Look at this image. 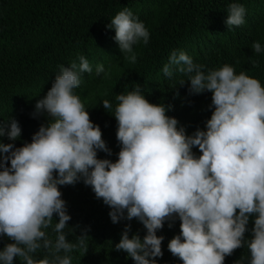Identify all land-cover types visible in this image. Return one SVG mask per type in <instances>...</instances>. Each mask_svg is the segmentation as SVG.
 <instances>
[{
  "label": "clouds",
  "instance_id": "9594fccd",
  "mask_svg": "<svg viewBox=\"0 0 264 264\" xmlns=\"http://www.w3.org/2000/svg\"><path fill=\"white\" fill-rule=\"evenodd\" d=\"M246 3L226 5L211 20L214 35L208 46L229 48L218 55L238 54L252 44L248 39L264 34V13L250 10ZM107 28L106 36L84 32L75 38L72 46L83 48L75 55L79 64L35 68L44 64L26 62L11 77L25 95L26 87L45 88L33 102V116L46 115L47 123L31 142L16 147L22 135L19 122L13 117L0 121V238L10 241L0 248V264H16L17 259L20 264H71L70 253H87L89 229L75 235V242L67 238L65 229L75 234L76 227L68 223L72 217L60 190L81 181L111 209L113 224L135 219L146 229L143 237L130 236L132 226L126 223L114 246L134 264H158L165 237L157 233L166 222L171 228L177 220L179 234L167 247L182 264H225V258L241 247L250 254L248 264H264V86L228 64L205 71L184 46L179 52L167 49L159 76L181 78L179 86L189 83L190 94H212L205 128L189 135L167 114L172 105L151 103L137 86L115 97L114 110L109 100L102 101L117 121L120 151L115 162L98 158L99 152L111 156L112 150L77 95L81 76L103 74L107 79L112 69L119 76L118 66L136 63L137 52L154 31L124 5ZM190 28L187 23L185 42ZM251 49L254 54L264 51L259 41ZM251 63L259 66L255 59ZM26 101L27 95L23 100L6 97L5 103L13 109ZM4 137L12 143H4ZM250 217L254 227L251 239H246ZM49 227L55 239L47 234ZM40 251L46 253L43 259L36 258Z\"/></svg>",
  "mask_w": 264,
  "mask_h": 264
},
{
  "label": "trees",
  "instance_id": "16d2710c",
  "mask_svg": "<svg viewBox=\"0 0 264 264\" xmlns=\"http://www.w3.org/2000/svg\"><path fill=\"white\" fill-rule=\"evenodd\" d=\"M244 1L250 10L258 8L264 13V0H0V97L3 95L0 100V121L8 122L13 117L19 122L22 135L14 142L16 147L31 142L39 127L47 123L46 115L33 116V102L45 88L26 87L25 106L12 109L10 102L5 103L6 97L13 100H23L26 97L22 86L11 83L13 73L26 62L44 64L35 68L70 66L72 61L79 64V55H75L81 53L83 48L72 46L75 38L84 32H102V36H106L107 25L119 7L124 5V9L128 8L134 16L142 17L154 31L150 42L141 52H137L136 63L124 62L118 66L119 76L113 69L107 79L103 74L96 77L87 76L88 74L81 76L82 82L77 95L82 97L86 108L91 110V120L100 126L103 139L112 150L111 156L101 151L98 158L115 162L120 151L116 139L117 121L103 108L102 101L109 100L114 110L118 103L115 97L126 94L137 86L151 103L172 105L173 109L167 114L176 117L180 126H184L191 135L197 128H205L206 121L210 119L212 94H190L189 83L179 86L181 78L173 81L166 79L164 75L159 76V65L167 49V53L173 48L179 52L183 51L184 46L205 66V71L228 64L234 67L237 74L243 71L250 77L259 79L264 86V51L254 54L251 49V45L257 41L264 49V34L248 39L252 44L248 43L245 50L238 54L229 51L218 55L217 53H223L229 48L222 50L221 45L216 44L208 46V41L214 35L211 20L217 18L220 9L226 5ZM187 23H191L193 28H190V35L185 42ZM56 52H60L59 57H51ZM237 59L239 64L236 63ZM252 59L258 61V67L253 68ZM36 81L40 82L38 77ZM177 91L178 96L175 95ZM3 142L12 143L6 137ZM193 152L200 155L198 148H193ZM60 190L72 217L68 223L76 227L75 234L70 228L65 229L69 234L68 240L75 242V235H80L83 229H89L87 253L82 249L70 253L71 264H134L127 253L115 251L114 246L119 243L126 223H131L132 226L130 236L139 233L143 237L146 234L143 225L135 219L113 224L109 217L111 209L102 200H98L91 188L82 181L74 186H61ZM56 222L54 219L53 225ZM247 227L245 238L251 239L254 217H250ZM179 231V220L171 228L166 222L164 228L158 231V235L165 237L162 244L164 255L157 258L158 264H182V261L172 256L167 247L168 242ZM46 232L55 239L52 227ZM9 242L7 238H0V248ZM45 255V252L40 251L36 258L43 259ZM249 255L247 248L241 247L225 258V264H237V261L238 264H248ZM16 264H20L19 259Z\"/></svg>",
  "mask_w": 264,
  "mask_h": 264
}]
</instances>
